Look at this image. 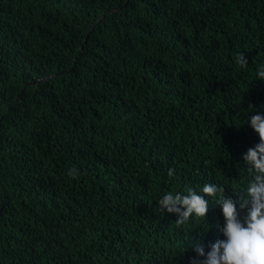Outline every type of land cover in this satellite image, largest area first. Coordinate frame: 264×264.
I'll return each mask as SVG.
<instances>
[{"label": "trees", "instance_id": "trees-1", "mask_svg": "<svg viewBox=\"0 0 264 264\" xmlns=\"http://www.w3.org/2000/svg\"><path fill=\"white\" fill-rule=\"evenodd\" d=\"M262 60L264 0H0V264H188L221 239L215 197L182 225L157 199L243 191Z\"/></svg>", "mask_w": 264, "mask_h": 264}, {"label": "clouds", "instance_id": "clouds-1", "mask_svg": "<svg viewBox=\"0 0 264 264\" xmlns=\"http://www.w3.org/2000/svg\"><path fill=\"white\" fill-rule=\"evenodd\" d=\"M235 63L243 68L249 60L245 53L239 52ZM256 77L264 81V60L256 69ZM245 123L258 136V142L242 156L247 179L243 191L233 192L236 199L226 196L225 187L216 183H205L199 189L167 191L157 199L161 213L175 215L176 224L182 225L190 218L204 220L209 211V198H216L223 220L222 238L209 243L207 249L193 243L194 255L188 264H264V112L249 105ZM76 172L69 169L68 174ZM167 175L172 177L174 170L169 169Z\"/></svg>", "mask_w": 264, "mask_h": 264}, {"label": "water", "instance_id": "water-1", "mask_svg": "<svg viewBox=\"0 0 264 264\" xmlns=\"http://www.w3.org/2000/svg\"><path fill=\"white\" fill-rule=\"evenodd\" d=\"M43 80H41L40 82H42Z\"/></svg>", "mask_w": 264, "mask_h": 264}]
</instances>
